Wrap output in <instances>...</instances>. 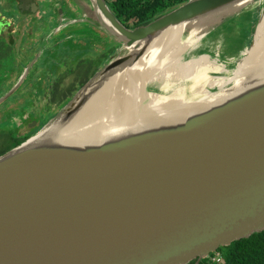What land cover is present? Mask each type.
Instances as JSON below:
<instances>
[{"label":"water","instance_id":"water-1","mask_svg":"<svg viewBox=\"0 0 264 264\" xmlns=\"http://www.w3.org/2000/svg\"><path fill=\"white\" fill-rule=\"evenodd\" d=\"M18 2L21 14L37 10L32 0ZM88 2L92 11L82 17L118 48L39 131L0 156V264H199L261 232L264 71L222 91L209 89L216 98L186 113L159 112L104 134L69 130L110 79L135 68L176 26L196 40L189 61L207 56L224 69L207 70L209 78H232L261 18L250 24V45L233 47L231 70L217 59L222 44L209 38L263 0H189L132 30L105 0ZM75 6L80 12L87 7ZM202 47L208 51L199 53ZM189 82L185 97L205 99L193 89L194 79ZM153 89L145 87L158 95L168 88Z\"/></svg>","mask_w":264,"mask_h":264},{"label":"bare ground","instance_id":"bare-ground-1","mask_svg":"<svg viewBox=\"0 0 264 264\" xmlns=\"http://www.w3.org/2000/svg\"><path fill=\"white\" fill-rule=\"evenodd\" d=\"M261 17V30L253 39L252 47L238 63L234 71L237 75L233 74L232 78L224 79H212L206 75L207 70L224 71L223 67L207 56L184 62V54L190 55L197 49L196 40L184 36L187 30L185 26L170 28L135 68L126 70L107 82L103 88L104 91L102 90L100 96L88 104L80 121L70 128L69 134H104L102 130L116 129L120 126L119 124L153 120L159 117V112H165L168 115L186 113L216 98L215 95L210 94L209 89L216 88L222 91L230 83L236 84L251 74L264 71V12ZM198 70L205 72L199 74ZM191 79L195 81L193 89L205 96V99L192 101L185 97V84ZM203 81L205 86L202 85ZM152 82H157L158 88L167 87L166 95L146 92V85ZM168 85L175 86L171 94H169L171 86L168 87ZM131 96H135L136 100L133 106L129 107L131 99H134ZM89 118L91 122L88 121Z\"/></svg>","mask_w":264,"mask_h":264},{"label":"rangeland","instance_id":"rangeland-1","mask_svg":"<svg viewBox=\"0 0 264 264\" xmlns=\"http://www.w3.org/2000/svg\"><path fill=\"white\" fill-rule=\"evenodd\" d=\"M40 1H42V0H39V2ZM52 1L57 3V5L55 7H59L60 4L62 5V3H63L64 7L67 8L68 10H71L72 13L64 10V15H62V14L60 15L59 11L62 9V8H60V9H58L57 13L54 14L51 11L53 8H50V4H49L51 2V0H45L44 6H43L44 10H42V7H39L40 12L38 13V15H34L32 17L29 16V17L25 18L26 19L25 20L24 15H22L18 10H16L15 5H13L12 8L10 9L9 6L6 8L3 7L2 2H0V14H2V16H5L6 18H10L14 22V24H16V26L14 24H11L10 27L6 26L4 29H2L1 34L4 36H8V35L13 36V39L16 40L17 43L18 42L20 43L22 41V39H24L26 41V38L28 36H35L36 35L35 37L28 38V40L26 41L27 46L28 47L30 46V48H38V46H39L38 50H40L41 49L40 47H42V46H45V48H46L45 50H44V48H42L40 50L39 64L35 65V67H32V69H31V66H32V63H34V61H32L28 65L27 69H28V72L30 74L25 70V72L28 73L29 76H31V77L34 76V79L29 80L30 83H32L33 85L28 86L26 83H24L23 85L19 86V88H18L20 90V88L25 87L18 94L17 99H15V97L17 95V93L15 91L7 100H5L3 102V104L1 106L5 107L12 100L15 99L8 106L1 109L0 119H1V116L3 115L1 113L3 110L4 111L7 110L6 112L8 113V112H13V111H21L22 108L23 109L26 108V112H23L22 114L28 115L29 106H30L31 102L35 106V109H32V111L35 110V112H36V114H35L36 117L31 119L32 121L34 120V121L39 122L41 117H48L49 114L53 115L54 113L47 112L48 109H50V108H52L53 112H55V114H57L74 97L76 92L81 89V88H79L76 92H74L73 90L71 92L68 91L67 88L71 89L72 87H70V85L74 82L75 83L77 82V80H76L77 76H75L73 73H66L67 71H62L60 75H57V74H55L57 71L56 65H53V63L55 61H56V63H58L60 61V58H63L64 55L68 51L72 50L73 48L78 49L79 55L75 56L73 58L70 57L69 62H71L73 60L74 61L78 60L80 58V56L81 57L87 56L85 58V60H83L78 65L76 63L75 70H76L77 74H79L80 77H84L90 71V69L98 71V70H100V68L102 66H104L106 64V61L103 62V61H101V59H98L99 58L98 54L96 55L95 53H92V50L89 51L88 47L90 46V44L87 42V40H85L86 38H91V36L89 35L90 33L93 34V32L90 31V28L88 27L89 24L83 22V25H80V21L85 20V18L82 19L81 15L87 16V19H88V14L90 11H92V10H90L91 8H88L89 7L88 6V4H89L88 0H52ZM76 4H77V6H82V7L84 4L87 7H84L85 11H83V9H82V11H81L82 13L81 12L79 13L77 11V7H75ZM262 7L263 6L260 5L259 2L253 4L250 8L253 9L256 13L254 11H251L250 13H246V14L241 15L240 18L236 21V23L232 25V28H228V29H225L223 31H221V30L217 31L214 34V36L209 38V41L220 42L222 44V46H221L222 51L220 52L221 57L217 58V59H219V63L225 65V68L227 70H231L232 68H234V66L236 64L235 62L228 61V58L230 57L229 55H233L232 54L233 53V47L235 45H237L239 48L244 49L245 47L250 45V42H251V40H250L251 39V31L249 29L250 24L252 22L254 23L259 18H261V19H260L259 23L256 25V29L254 32V38L260 32L261 27H262L261 15L264 12ZM85 12H87V14ZM61 16L62 17L65 16L67 18V21H68L69 25L71 26L70 28H68L70 32H74L75 34H78L77 29L79 28L80 30L84 31V32H82L83 34L84 33H87V34H84V35L81 34V37H80L81 39H79L78 37H75L73 39L74 40L73 42L65 40L66 39L64 36V31L66 30V28H64L65 26L63 28H60L59 31H57L58 28L55 27V24L57 22L53 23L54 19H56L57 17H61ZM46 17L51 18L48 20V24H47V20L46 21L44 20V19H46ZM73 18H75V20H73ZM2 20H5V18H2ZM38 22H41V23L45 22L46 25H41V26L39 24L37 25ZM5 23H8V22L5 21ZM72 24H74V25H72ZM2 26H4V25H2V22H0V28H2ZM39 26L42 30V33H40L41 30H39ZM34 29H37V30L35 31ZM98 29H97V31L99 32V34L104 37V33L99 29L102 32L101 33ZM38 30H39V34H36V32H38ZM52 33H53V35H52ZM40 34H43V35L41 36ZM37 35H38V37L40 36V39L39 38L37 39ZM48 38H49V40L46 43ZM43 39H44V42H41ZM56 41H59L60 42L59 44H61V45H58V46L54 45V42H56ZM84 41H86V42H84ZM198 51H199V53L207 52L208 48L202 47ZM195 54L193 53V51L190 53V55L184 54L183 61L185 62L192 57L194 58L196 56ZM218 65H220V64H218ZM52 74H55V75L52 76ZM217 74H219V73H217ZM233 74L237 75L236 72H234ZM219 75H222V74H219ZM39 77H41L42 79ZM13 80H14V76H13L12 81ZM85 80L86 79L83 78V81H85ZM54 81H59V83H60L59 86L56 85V82L54 83ZM46 82H48V83H46ZM50 82H52V84L54 83L53 86H50V84H49ZM189 83H187V84H189ZM40 84H41L40 89H42L43 91L41 93L39 92V94H38L33 89H36L37 86L39 87ZM182 84H184V83H182ZM187 84H185V87H187ZM156 85H158L157 82H152L150 84H147L146 88L149 92H157V90L153 89L154 87H157ZM55 89H57L56 90L57 93L53 94ZM172 90H173V87H172ZM171 91H169V92H171ZM24 99H27V101L30 100V102L23 105ZM55 103H57L59 105L58 110L54 109ZM62 104H64L63 107H61ZM44 106L46 108L48 107V109H45ZM41 109H44V110H41ZM8 117L16 119V121L18 123H20V121L17 119L16 115L14 117V115L10 114V116H8ZM49 117H50V115H49ZM7 121H8V119H6L5 122L0 123V132H2L3 130L9 131L10 128L11 129L14 128V124H16V122L7 123ZM26 121L29 122L30 120L28 119ZM33 123L34 122H32V125H33ZM30 125L31 124H29L28 127ZM23 130H24V128H23Z\"/></svg>","mask_w":264,"mask_h":264},{"label":"flooded vegetation","instance_id":"flooded-vegetation-1","mask_svg":"<svg viewBox=\"0 0 264 264\" xmlns=\"http://www.w3.org/2000/svg\"><path fill=\"white\" fill-rule=\"evenodd\" d=\"M32 1L36 5L37 10H36V12H33V11L29 10L28 12H26L27 14H22V15H24V19L29 17V16L32 17L34 15H38V13L40 12V8L39 7H42V10H44L43 6H44L45 0H42L40 2H39V0H32ZM0 2H2V6L3 7L6 8V7L9 6L10 9L12 8L13 5H15L16 6V10H18V6L20 5L18 0H0ZM49 4H50V8H53L51 11L54 14H56L58 9H60V8L63 9V10L61 9L59 11L60 15L61 14L64 15V10L67 11V12L69 11V12L72 13L71 10H68L67 8L64 7L63 3H62V5L60 4L59 7H55L57 5V3L51 0V2ZM77 11L79 12L78 8H77ZM61 17H57L56 19H54L53 23L57 22L55 24V27L58 28L59 30H60V28H63L65 26L64 27V28H66V30L64 31V36L66 38L65 40L73 42L74 41L73 39L75 37H78L79 39H81L80 38L81 34L82 35L87 34V33L83 34L82 32H84V31H82L80 29H77V33L78 34H75L74 32H70L68 28H70L71 26L69 25V23L67 21V18L65 16H63L62 18ZM2 18H5V20H2ZM49 19H51V18H47L46 17V19H44L45 21L47 20V24H48V20ZM73 20H75V18H73ZM5 21L8 22V23H5ZM0 22H2V25H4V26H2V28H0V46L2 45L3 48H10L12 50V53H5V55H9V56L12 55V58L9 60V67L3 69L4 73H3L2 76H0V93L3 92V94H2V96H3L8 91H10L18 83V81L24 76V74L26 73L25 70H27L28 65L32 61H34V63H32L31 69H32V67H35V65L39 64L40 50L42 48H44V50H45L46 48H45V46H42V47H40L41 49L38 50L39 46H38V48H30V46L29 47L27 46L26 41L28 40V38L35 37L36 35L35 36H28L26 38V41L24 39H22V41L20 43L19 42L17 43V41L14 40L13 36H11V35H8V36L2 35L1 34L2 29H4L6 26L10 27L11 24H14V22L10 18H6L5 16H2V14H0ZM38 24L40 26L41 25H46L45 22H42V23L38 22L37 25ZM14 25L16 26V24H14ZM72 25H74V24H72ZM40 26H39V30H41ZM88 27L90 28V31L93 32V34L92 33H90V34L88 33L91 36V38H86L85 39L90 44V46L88 47L89 51L92 50V53H95L96 55L98 54V56H99L98 59H101V61H103L104 58H105V55L108 56L110 54V52H111V49H113L114 47L116 48L117 45H115L111 41V39H109L107 36H105V35H104V37L101 36L99 34V32L97 31V29L95 27H93L92 25L89 24ZM37 29H34V30L36 31ZM39 30H38V32H36V34H39ZM40 33H42V30L40 31ZM40 35L42 36L43 34H40ZM52 35H53V33H52ZM38 38L40 39V36L38 37V35H37V39ZM48 40H49V38L47 39L46 43L48 42ZM41 42H44V39ZM84 42H86V41H84ZM59 43H60L59 41H56V42H54V45H56V46L61 45ZM78 55H79L78 54V49L77 48H73L72 50L68 51L64 55V57L62 56L63 58H60V61L58 63H56V61L53 63V65H56V69H57L55 74L60 75L62 71H67L66 73H73L75 76H77L76 77L77 82L76 83L74 82V83H72L70 85V87H72L71 89L67 88L68 91H70V92L72 90L74 92H76L80 88L79 86L83 82V78L86 79L85 80V84H86V82L93 76L92 75L88 79V76L93 74L94 70H92V69H90V71L84 77H80L79 74H77V72L75 70L76 63L78 65L83 60H85V58L87 57V56H84V57L80 56V58L78 60H76V61L73 60L74 62L73 61L69 62L70 61V57L73 58V57L78 56ZM229 56H231V55H229ZM27 72H28V70H27ZM28 73H26V75L24 76L23 80H21V83L19 84V86L23 85L24 83H26L28 86L33 85L32 83H30L29 80L34 79V76L31 77V76H29L30 73L29 74ZM55 74H52V76L55 75ZM13 76H14V80L12 81ZM39 78H41V77H39ZM55 82H56V85L59 86V84H60L59 81H54V83ZM46 83H48V82H46ZM49 84H50V86H53L52 82H50ZM40 86H41V84L39 85V87L35 86L36 89H33V88L32 89L36 93L39 94V92L41 93L43 91L42 89H40ZM23 88H25V87L20 88V90L18 89L19 92L17 93L15 99H17L18 94L23 90ZM56 90L57 89L54 90V93L56 92ZM2 96H0V98ZM14 100H12L10 103H12ZM29 102H30V100L27 101V99H24V104L23 105H25V104H27ZM2 104H0V111H1L2 108H5L6 106L9 105L8 104L5 107H2L1 106ZM58 106L59 105L57 103H55V106H54L55 108L54 109L58 110V108H59ZM44 108L48 109V107L46 108L45 106H44ZM32 109H35V106L31 102V104L29 106L28 115L22 114L23 112H26V108L25 109L22 108L21 111H13V112H8L7 113L6 112L7 110L6 111L3 110L1 112L3 115L1 116L0 123L5 122L6 119H8L7 123L16 122V124H14V128L13 129L10 128L9 131L8 130H3L2 132H0V153L3 152L5 150V148L12 146L15 142H18L20 140H24L25 141L26 139H28L29 137L34 135L37 131L40 130V128H41L40 125L42 124V121H45V120L49 119L48 118L49 115L50 116L52 115V114H49L48 117H41L39 122L34 121V120L32 121L31 119L36 117L35 116L36 112H35V110L32 111ZM41 110H44V109H41ZM47 112L55 114V112H53L52 108L48 109ZM10 114L14 115V117L16 115L17 119L20 121V123H18L16 121V119H13L11 117L9 118L8 116H10ZM28 119L30 120L29 122L26 121ZM32 122H34L33 125H32ZM29 124H31V125L28 127ZM23 128H24V130H23Z\"/></svg>","mask_w":264,"mask_h":264},{"label":"trees","instance_id":"trees-1","mask_svg":"<svg viewBox=\"0 0 264 264\" xmlns=\"http://www.w3.org/2000/svg\"><path fill=\"white\" fill-rule=\"evenodd\" d=\"M188 1L189 0H105L107 6L118 21L130 30L147 25ZM116 48L114 47L111 49L108 56L105 55L103 62L115 52ZM5 53H12V50L10 48H3L1 45L0 76L4 73L3 69L9 67V60L12 58V55H5ZM96 72L97 71L94 70L93 74L88 76V79ZM84 85L85 81H83L79 87L81 88ZM18 92L19 90H16V93ZM2 94L3 92L0 93V96H2ZM54 94H56V92ZM63 105L64 104H62L61 107H63ZM55 115L56 114H53L49 118L51 119ZM50 119L42 121L40 126L42 127L45 125ZM22 142H24V140L15 142L12 146L5 148V150L0 153V156ZM216 253H219L222 257L221 264H264V229L246 239H241L228 246L221 247ZM211 256H213V254ZM195 263L196 261H192L189 264ZM199 264H210V261L208 259Z\"/></svg>","mask_w":264,"mask_h":264},{"label":"built area","instance_id":"built-area-1","mask_svg":"<svg viewBox=\"0 0 264 264\" xmlns=\"http://www.w3.org/2000/svg\"><path fill=\"white\" fill-rule=\"evenodd\" d=\"M210 264H221L222 257L219 253H214L213 256L209 258Z\"/></svg>","mask_w":264,"mask_h":264},{"label":"crops","instance_id":"crops-1","mask_svg":"<svg viewBox=\"0 0 264 264\" xmlns=\"http://www.w3.org/2000/svg\"><path fill=\"white\" fill-rule=\"evenodd\" d=\"M83 22L86 23L85 20H84V21H80V25H83ZM78 29H79V28H78Z\"/></svg>","mask_w":264,"mask_h":264}]
</instances>
